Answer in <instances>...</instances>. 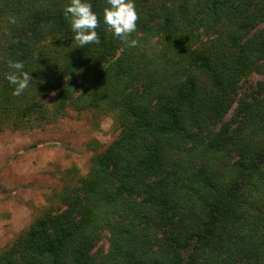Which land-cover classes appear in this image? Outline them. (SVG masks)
Instances as JSON below:
<instances>
[{
  "label": "trees",
  "instance_id": "trees-1",
  "mask_svg": "<svg viewBox=\"0 0 264 264\" xmlns=\"http://www.w3.org/2000/svg\"><path fill=\"white\" fill-rule=\"evenodd\" d=\"M68 2L0 0V132L74 111L119 135L0 264H264V79L239 92L264 76V0H134L135 47L105 30V0L100 43L78 47ZM9 59L30 72L20 96Z\"/></svg>",
  "mask_w": 264,
  "mask_h": 264
},
{
  "label": "rangeland",
  "instance_id": "rangeland-1",
  "mask_svg": "<svg viewBox=\"0 0 264 264\" xmlns=\"http://www.w3.org/2000/svg\"><path fill=\"white\" fill-rule=\"evenodd\" d=\"M263 79L261 74H250L239 92ZM234 108L235 104L226 119ZM118 135L110 117L94 120L87 112L74 111L43 128L0 132V248L31 225L46 206L47 196L64 180L86 175L91 158ZM99 246L105 251L107 240Z\"/></svg>",
  "mask_w": 264,
  "mask_h": 264
},
{
  "label": "clouds",
  "instance_id": "clouds-1",
  "mask_svg": "<svg viewBox=\"0 0 264 264\" xmlns=\"http://www.w3.org/2000/svg\"><path fill=\"white\" fill-rule=\"evenodd\" d=\"M105 4L102 13L105 30L119 39L123 45L135 47L138 42L129 39L137 29L138 14L134 0H105ZM63 16L69 24L71 39L78 47L100 43L96 29L101 21L93 11L90 0H69L64 6ZM8 22L15 24L16 18L9 16ZM6 63L9 72L5 79L12 87V95L20 96L30 86L32 81L30 72L24 70L23 61L9 59Z\"/></svg>",
  "mask_w": 264,
  "mask_h": 264
}]
</instances>
